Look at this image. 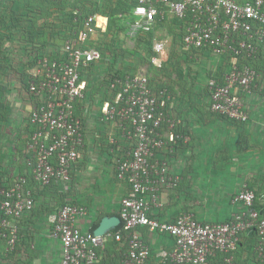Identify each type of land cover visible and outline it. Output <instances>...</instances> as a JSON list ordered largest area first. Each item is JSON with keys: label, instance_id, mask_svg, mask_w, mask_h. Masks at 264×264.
<instances>
[{"label": "built area", "instance_id": "1", "mask_svg": "<svg viewBox=\"0 0 264 264\" xmlns=\"http://www.w3.org/2000/svg\"><path fill=\"white\" fill-rule=\"evenodd\" d=\"M134 1L132 22L128 24L131 38L145 37L170 21L184 52H206L228 59V71L208 79L210 110L232 123H247L244 98L259 81L262 69L242 61L256 60L260 52L264 54V0ZM106 26L104 16L84 18L73 37L65 42L60 59H40L29 73L27 95L32 106L28 114L31 132L25 148L26 169L9 181L0 178V243H6L7 251L19 243V223L32 212L33 186L69 182L81 158L84 136L80 116L86 110L79 104L85 101L88 88L83 72L103 59L102 52L89 43H94ZM172 41L170 34L151 40V64L155 68L163 66L164 52ZM155 85L138 73L111 81L114 100L104 103L99 120L114 126L108 151L116 153V178L128 185L120 201L121 229L102 236L84 232L78 221L87 216V209L74 204L59 207L47 222L50 237L60 243L61 264H98V249L109 237L120 242L122 232L127 233L128 250L121 264H149L151 253L137 234L140 228L172 239V249L159 253L160 264H237L233 253L241 234L250 231L256 235L255 255L263 260L264 217L253 209L255 196L248 188L234 199L243 210L225 222L201 223L190 213H181L172 221L154 215L161 206V189L173 188L180 182L163 154L168 146L161 134L164 124L174 125L169 112L172 95L167 88ZM168 141L176 142L173 132ZM218 255L220 260H216ZM209 259L214 262L209 263Z\"/></svg>", "mask_w": 264, "mask_h": 264}, {"label": "crops", "instance_id": "2", "mask_svg": "<svg viewBox=\"0 0 264 264\" xmlns=\"http://www.w3.org/2000/svg\"><path fill=\"white\" fill-rule=\"evenodd\" d=\"M7 17L11 23L10 17ZM1 22L3 21L0 17ZM161 25H164L167 31L165 36L170 34L173 41L164 52L163 66L156 68L157 78L153 81L156 85L166 84L172 95L169 112L174 125L172 127L169 123L164 124L161 134L168 146L163 154H166L164 156L172 174L177 175L180 182L173 188L161 189V206L154 210V215L160 220L172 221L181 213H190L201 223L225 222L243 210L234 199L242 189L248 187L258 194L257 204L264 209V68H261L259 81L244 98L248 122L238 124L222 119L210 110L206 71H197L190 75V71L186 72L183 65V76L177 77L175 71L171 70L175 66L172 60L175 57L182 59L188 56L193 64L197 63V57L194 52L183 51L174 23L168 21L156 28ZM1 29L3 28L0 26ZM10 30L15 31L12 28ZM0 45L4 46L1 39ZM1 49L0 47V52ZM199 53H203L206 58L214 57L210 53ZM215 58L224 60L226 68V57ZM250 62L255 63L252 60ZM190 80H194V84ZM253 88L259 92L253 91ZM258 102H263V106L259 107ZM31 106L30 101V109ZM25 121V129L19 132L16 143L22 142L23 139L27 142L31 130L28 116ZM82 128L84 147L81 158L73 167L70 181H54L49 186L34 188L35 203L32 212L25 215L19 223L20 241L12 251H7L5 244L0 243V264H61V246L50 237L47 218L62 202L67 201L87 209V216L78 221L79 228L84 232L94 233L105 217L119 218L120 201L126 195L128 185L116 178V153L111 154L107 149L99 151L102 138L114 133V129L98 124L94 116L87 115H84ZM170 132L175 136L174 144L168 143ZM16 133L14 132V135ZM12 141L13 139L9 141V155L6 158L10 170L4 175L0 171L1 179L13 178L17 165L25 166V157ZM124 146L129 147L126 144ZM94 161H97L99 166L93 167ZM89 179L95 180L94 187L88 183ZM79 185H85V188L76 190ZM120 229L121 223L106 233L113 235ZM137 234L150 250L149 264H160L159 253L168 252L173 247V241L167 235L151 233L145 228L138 229ZM126 235V232H122L120 242H116L112 237L105 240L98 249V264H121L128 250ZM256 242L252 232L241 234L237 250L233 253L237 264H264V259L255 255ZM212 262L214 260L209 259V263Z\"/></svg>", "mask_w": 264, "mask_h": 264}, {"label": "rangeland", "instance_id": "3", "mask_svg": "<svg viewBox=\"0 0 264 264\" xmlns=\"http://www.w3.org/2000/svg\"><path fill=\"white\" fill-rule=\"evenodd\" d=\"M8 2L9 1L2 2L3 8L0 12V17L3 21L0 23V26L3 28L0 30V34H2L1 39L2 44H4V46L0 45L2 48V51L0 52V171L3 175L6 171L10 170L9 166H7L8 161L6 159L7 155H9V141L13 139L12 142L18 149H20L25 143V139H23L22 142H16L19 138V132L24 131L25 129V120L30 113V98L27 95L25 85H29V73L33 68L31 65L27 64L28 52L24 50V42H21L23 41L22 39L24 35L21 36L20 33H17L16 31L11 32L10 30V20L8 19L7 15L4 14V11L8 6ZM40 24L41 26L44 25L43 22H40ZM53 25L54 24H50V26ZM105 32H99L94 41V44H96V46L101 49L102 53H104L103 59L92 66L90 75L84 76V78L87 80L89 88L92 89L93 93H88V96L87 94L85 95L84 100H88L90 105L88 106L86 104L87 102L84 101L79 104V108L84 107V110L88 111L84 115L94 116L98 124L113 129L114 126L111 123L105 124L103 122L101 123L99 120L100 116H102L101 108L104 103H106V101L112 103L114 100L113 95L115 94L110 88V83L113 80H111V77H121L123 75L125 76L126 74L130 75L138 73L147 76L152 81V83H154L153 79L157 78V74L155 72L156 68L150 64V43L154 38H164L167 31L164 28V25H161L160 27L156 28L153 33L151 32L143 38H131L128 33L117 36H102V33L104 34ZM193 54L195 57H197L196 64L191 63L188 56L182 59L177 57L172 59L175 62V66L172 67L171 70L175 71L177 77L183 76L181 74L183 72V65L186 69V72L190 71V75L195 74L197 71H206V79H209L212 76L216 78L220 77L229 69V62L227 65H225L226 68H224L225 61L220 58H206L203 56V53L199 52H194ZM194 76L195 75H193V77ZM190 82L194 84V80H190ZM99 86H101L102 89L100 88L99 93L96 95L94 90L98 89ZM157 86H164V88L167 87L166 84ZM254 90L258 91L256 88H253V91ZM89 94L91 97H95L93 102L89 100L91 99ZM262 94L264 95V89ZM262 103L263 102H258L257 104L259 107H261L263 106ZM26 107H28V109ZM84 115L80 116L83 119V122ZM14 132L17 133L14 135ZM109 139L110 135H108L106 138H102V147L99 149L100 152H102L104 149H107L108 151ZM95 166H99L97 161L93 162V167ZM24 168L25 166L17 165L15 176L23 173ZM88 171H91V169H88ZM9 179L10 178L4 180L9 181ZM76 183H78V181ZM88 183L90 186L94 187L95 180L89 179ZM69 185L70 184H68V186ZM77 186L76 190L85 188V185H79V187ZM33 187L40 188L35 186ZM3 244H5V247L8 249L6 243Z\"/></svg>", "mask_w": 264, "mask_h": 264}, {"label": "trees", "instance_id": "4", "mask_svg": "<svg viewBox=\"0 0 264 264\" xmlns=\"http://www.w3.org/2000/svg\"><path fill=\"white\" fill-rule=\"evenodd\" d=\"M4 1H9L4 14L10 17L11 28L15 29L17 33H20L21 36L24 35L23 41L21 42H24V50L28 52L27 64L31 65V67H33L38 60L43 58L59 60L60 51L65 42L73 37L72 34L79 29L81 21L84 18L94 15L106 17L107 29L104 34L102 33V36L127 34L129 29L128 24L132 22L131 12L136 5L134 0H0L1 7ZM40 22H43L44 25L41 26ZM50 24L54 25L50 26ZM1 36L2 34H0V39ZM89 45L94 46V43H89ZM96 48L101 51L98 46H96ZM152 57L153 54L151 53L150 64ZM252 61L255 63L250 64V60L242 61V63L248 64L254 68H264V54L262 52L259 53V57H257L256 60ZM92 66L94 65H90L85 69L83 76L91 74ZM126 76L127 74L121 77L112 76L111 80L116 77L123 79ZM25 86L27 90L28 84ZM100 88L102 89V87L99 86L98 89L94 90L96 95L99 93ZM85 93L88 96V93H92V89L88 86ZM90 94L89 97L91 99L89 100L93 102L95 97H91ZM85 101L89 106V101ZM79 113H81V111H79ZM29 131L31 132V130ZM25 148L26 142L19 149V152L24 157L27 156L25 154ZM248 189L253 191L249 187ZM254 196L253 209L264 217V209L257 204V200L259 199L258 194L255 192ZM66 204L69 203L67 201L62 202L60 207ZM250 232L255 234L253 231ZM20 233L21 231L19 230V235ZM216 260H220V256L217 257Z\"/></svg>", "mask_w": 264, "mask_h": 264}, {"label": "water", "instance_id": "5", "mask_svg": "<svg viewBox=\"0 0 264 264\" xmlns=\"http://www.w3.org/2000/svg\"><path fill=\"white\" fill-rule=\"evenodd\" d=\"M120 224V219L117 217H105L103 218L98 227L94 231V235L102 236L109 230L117 227Z\"/></svg>", "mask_w": 264, "mask_h": 264}, {"label": "clouds", "instance_id": "6", "mask_svg": "<svg viewBox=\"0 0 264 264\" xmlns=\"http://www.w3.org/2000/svg\"><path fill=\"white\" fill-rule=\"evenodd\" d=\"M155 67V66H154Z\"/></svg>", "mask_w": 264, "mask_h": 264}]
</instances>
